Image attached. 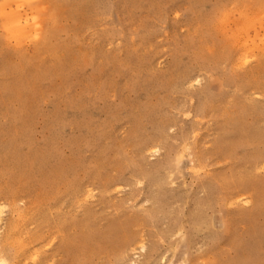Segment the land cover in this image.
I'll use <instances>...</instances> for the list:
<instances>
[{
  "label": "rangeland",
  "instance_id": "obj_1",
  "mask_svg": "<svg viewBox=\"0 0 264 264\" xmlns=\"http://www.w3.org/2000/svg\"><path fill=\"white\" fill-rule=\"evenodd\" d=\"M0 17L3 264H264V0Z\"/></svg>",
  "mask_w": 264,
  "mask_h": 264
},
{
  "label": "bare ground",
  "instance_id": "obj_2",
  "mask_svg": "<svg viewBox=\"0 0 264 264\" xmlns=\"http://www.w3.org/2000/svg\"><path fill=\"white\" fill-rule=\"evenodd\" d=\"M38 1V0H37ZM10 2V1H9ZM31 2V1H30ZM258 2V1H257ZM8 4H10V3H8ZM7 4V5H8ZM20 5H21V3H20ZM32 5V4H31ZM25 7V6H24ZM32 7V6H31ZM33 8V7H32ZM31 8V9H32ZM63 9V8H62ZM246 10V9H245ZM19 11V10H18ZM18 11H15V10H11V11H9V12H7V13H5L6 14V22L7 23H5V25L13 32V33H16V35L18 34V35H21L22 36V34H24L26 31H28L27 30V28H28V26H29V17L30 16H28V15H25V14H22V13H20L21 12V10L18 12ZM35 11V10H34ZM241 13H243V11L241 12ZM245 13V12H244ZM229 14V13H228ZM243 15V14H242ZM249 15V14H248ZM247 15V16H248ZM229 16V15H228ZM242 17H244L245 18V15L244 16H242ZM1 18V17H0ZM5 18V17H4ZM230 18V17H229ZM243 18V19H244ZM3 19V18H2ZM245 20V19H244ZM246 20H248V19H246ZM2 21H4V20H2ZM245 23V22H244ZM242 24V23H241ZM241 24H240V27H241ZM246 24H247V21H246ZM6 26H5V28H6ZM243 26V25H242ZM244 27H245V25H244ZM31 29V28H30ZM237 30H238V27L236 28ZM242 28H240L239 30H241ZM7 30V29H6ZM30 32H31V30H30ZM33 32V31H32ZM240 32V31H239ZM238 33V32H237ZM241 34V33H240ZM243 37V36H242ZM21 38V37H20ZM245 39V38H244ZM249 39V38H248ZM243 40V39H242ZM22 41V40H21ZM240 41V40H239ZM244 41L245 40H243V43H244ZM27 43V42H26ZM246 43V42H245ZM251 43V42H250ZM248 44V43H247ZM244 45V44H243ZM246 45V44H245ZM252 45V44H251ZM251 46H249V48H250ZM253 47H254V45H253ZM249 50H251V48L250 49H248V51ZM252 51V50H251ZM242 85V84H241ZM254 112V111H253ZM257 121V120H256ZM260 121V120H259ZM23 122V121H22ZM17 127V126H16ZM18 128V127H17ZM13 129H15V128H13ZM20 129V128H19ZM16 130V129H15ZM22 130V129H21ZM20 130V131H21ZM23 131V130H22ZM17 132V131H16ZM13 133V132H12ZM19 133V132H18ZM17 134V133H16ZM14 135V134H13ZM241 138V137H240ZM255 138V137H254ZM26 139H24V141H25ZM15 142V141H14ZM20 142H22V141H20ZM203 142V141H202ZM20 144H23V143H20ZM12 145H14V144H12ZM15 146V145H14ZM13 147V146H12ZM12 147H11V149H12ZM8 148H10V147H8ZM7 148V149H8ZM16 148V147H15ZM233 148V147H232ZM6 149V150H7ZM19 149V148H18ZM21 149V148H20ZM20 149L18 150V151H20ZM195 149H197V148H195ZM5 150V149H4ZM3 150V151H4ZM15 150V149H14ZM8 151V150H7ZM16 151V150H15ZM17 151V152H18ZM200 151V150H199ZM0 152H2V151H0ZM11 152H13V150H11ZM11 152L10 151H8L7 153H10L11 154ZM154 152H155V150H154ZM260 152V151H259ZM35 153V152H34ZM264 152H262V154H263ZM4 154V153H3ZM12 154H14V153H12ZM11 154V155H12ZM15 154H17V153H15ZM246 154V153H245ZM6 156V155H5ZM5 156H4V158H5ZM18 156V155H17ZM17 156H15V158L17 157ZM255 156V155H254ZM2 156H0V158H1ZM242 157H243V155H242ZM247 157V156H246ZM10 158H13V157H11L10 156ZM250 158V157H249ZM252 158V157H251ZM256 158V157H255ZM262 158V157H261ZM263 158H264V156H263ZM7 159V158H6ZM25 159V158H24ZM9 160V159H8ZM14 160V159H13ZM12 159H11V161H13ZM17 160H19V159H17ZM16 160V161H17ZM32 160V159H31ZM263 160V159H262ZM25 161V160H24ZM40 161V160H39ZM9 162V161H8ZM33 162V161H32ZM37 162V161H36ZM19 163V162H18ZM261 163H263V162H261ZM13 164V163H12ZM37 164V163H36ZM264 164V163H263ZM30 165H31V162H30ZM199 166V165H198ZM31 167V166H30ZM200 167V166H199ZM32 168V167H31ZM13 170V169H12ZM158 170V169H157ZM17 171V170H16ZM31 172H32V170H31ZM168 173V172H167ZM155 183H158V182H156L155 181ZM161 184V183H160ZM166 199V198H165ZM210 221V220H209ZM209 224V223H208ZM61 228V227H60ZM63 230V229H62ZM65 230V229H64ZM53 236V235H52ZM66 237V235H65V233H64V235H63V237ZM64 237V238H65ZM75 237V236H74ZM73 237V238H74ZM88 237V236H87ZM4 238V237H3ZM68 239L70 238V237H67ZM73 238H70L69 240H73ZM89 239H90V237H89ZM88 238H87V240H89ZM71 240V241H72ZM82 240V239H81ZM259 240V239H258ZM67 241V240H66ZM77 241V240H76ZM79 241V240H78ZM84 241H85V238H84ZM255 241V240H254ZM63 242V241H62ZM66 243V242H65ZM67 243H69V241L67 242ZM73 243V242H72ZM75 243V242H74ZM82 243V242H81ZM81 243H79V244H81ZM86 243H88V241L86 242L85 241V244ZM62 244V243H61ZM78 244V243H77ZM84 244V243H83ZM83 244H81V246L83 245ZM69 244H67L66 246H67V249H68V247H70V249L71 248H73V249H76L77 247H75L76 245H74V247H72V246H68ZM72 245V244H71ZM88 245V244H87ZM63 246L66 248V246L63 244ZM80 246V247H81ZM84 246V245H83ZM80 247H78L77 248V250H80ZM85 247V246H84ZM141 247H142V249L144 248V246L143 245H141ZM252 248V247H251ZM66 249V250H67ZM69 249V250H70ZM260 249V248H259ZM68 250V251H69ZM252 250V249H251ZM263 251V250H262ZM251 252V251H250ZM255 252V251H254ZM253 253V252H252ZM248 255V254H247ZM257 255V254H256ZM249 257H250V255H249ZM257 257V256H256ZM262 258H263V256H261ZM2 259V258H1ZM3 261L4 260H0V264H3ZM242 261V260H241ZM257 264H258V262H257Z\"/></svg>",
  "mask_w": 264,
  "mask_h": 264
}]
</instances>
